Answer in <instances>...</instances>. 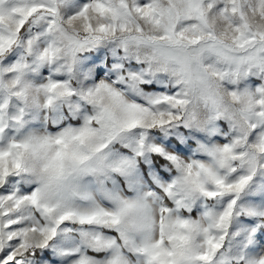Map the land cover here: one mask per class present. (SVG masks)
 <instances>
[{
    "label": "snow or ice",
    "instance_id": "1",
    "mask_svg": "<svg viewBox=\"0 0 264 264\" xmlns=\"http://www.w3.org/2000/svg\"><path fill=\"white\" fill-rule=\"evenodd\" d=\"M64 3L0 0V90L6 74L14 86L0 103V140L10 121L23 123V107L7 115L12 97L25 106L32 94L46 118L64 107L78 118L0 143V186L13 173L35 185L0 195V264H48L46 250L62 233L77 241L62 252L69 264H264V254L245 250L255 229L233 231L241 215L264 217L240 203L264 172V0H87L71 14ZM104 42L135 55L139 70L75 84L78 54ZM17 48L24 55L3 64ZM33 64H56L67 78L25 82ZM249 74L260 77L254 89L236 86ZM157 78L170 87L149 91ZM194 104L208 113L203 125ZM220 119L230 131L200 146L207 161L185 162L150 139L154 129ZM150 154L178 175L163 181L150 172L156 187L148 185L139 165ZM196 197L224 205L193 216ZM233 241L244 243L235 256Z\"/></svg>",
    "mask_w": 264,
    "mask_h": 264
},
{
    "label": "rangeland",
    "instance_id": "2",
    "mask_svg": "<svg viewBox=\"0 0 264 264\" xmlns=\"http://www.w3.org/2000/svg\"><path fill=\"white\" fill-rule=\"evenodd\" d=\"M87 0H65L63 10L65 14H71L76 11ZM35 28V26H34ZM24 55V50L17 48L11 51L8 56L2 61L3 64H12L20 59ZM78 63L74 69L75 79L74 83L77 85H87L98 81L99 79H112L115 80L118 73H121L126 68L128 71H138L141 65L134 59L126 57L123 50L113 42H104L100 45H96L91 48L82 50L79 54ZM31 62L32 57H28ZM123 65V67H120ZM57 79L67 78V74L63 69L58 70L56 64H33L31 70L26 73V78L33 82H43L48 77ZM260 83V77L255 74H249L239 82V87L254 89ZM231 86V85H230ZM125 87V85H121ZM149 91L161 90L170 85L166 80L157 78L151 81V83L145 86ZM135 95L134 93H129ZM139 99L140 97H136ZM4 93L0 90V103H3ZM24 108L23 123L18 124L13 121L9 122V126L4 134V140H0V143H4L7 139L12 137H20L29 133H39L45 130L55 132L61 127L68 124H76L78 118H74L69 114L67 107L59 109L55 113L47 114L39 108H27L23 103L17 100L15 97L10 99L7 115L12 117L17 114L20 108ZM83 110V109H82ZM229 123L226 120L220 119L210 122L203 129L186 128L180 125L175 129H154L150 131V139L163 146L167 151H173L182 156H195L199 159H209L207 154L200 149L201 145L211 146L214 143H221L226 141L227 133H229ZM116 148L125 154H130V150L123 148L121 145H116ZM167 162L158 154H150L145 160H141L139 168L140 174L143 180L155 188L152 176L149 173H153L161 180L167 181L174 175V170L170 171L164 165ZM34 183L31 182L29 177L24 174L13 173L6 181V186H0V195H7L9 192H27L34 187ZM241 204L246 207H253L258 210L264 211V172H258L254 176L253 181L250 183L246 192L242 195ZM224 205L223 200L206 201L204 198L197 200L192 208L191 215H198L205 207H212L216 209L222 208ZM68 227H74L68 225ZM245 228L246 231L253 232L252 242L247 245L245 249L249 256H258L264 250V217L241 215L236 218L233 226V231L238 228ZM70 236L75 237V232L70 233ZM237 237L236 240H240ZM77 241L69 240L62 233L53 245L49 247L47 256H44V252L40 253L44 256V259L48 261V264H69V258L62 254L64 249L71 248ZM233 255L238 254L239 248H244V243L236 244L233 241ZM227 246V243H226ZM230 264H237L235 259L230 261Z\"/></svg>",
    "mask_w": 264,
    "mask_h": 264
},
{
    "label": "clouds",
    "instance_id": "3",
    "mask_svg": "<svg viewBox=\"0 0 264 264\" xmlns=\"http://www.w3.org/2000/svg\"><path fill=\"white\" fill-rule=\"evenodd\" d=\"M222 27H225V26L223 25V21L220 20L219 17H217V30L219 31ZM130 58L136 60L135 55H131ZM12 79H13V76H9V75L6 74L5 79H4L5 88L2 90L4 94H7V92L10 90V88H11V87H14L13 85H11V80H12ZM24 80H25V82L31 81L30 79L26 78V76H25ZM262 82H264V81H262ZM225 87H227V85H225ZM221 91L223 92L224 89L222 88ZM31 96H32V94L29 95V98H28L27 104L25 105V106H26L27 108H29V109L35 107V105H34V103H33V101H32ZM225 100L228 101V100H230V98L227 97V96H225ZM40 102L43 103V97L40 98ZM84 110H89V111H90V110H91V106H90V105H86L85 108H84ZM191 111H192V113H193V118H194L195 120H197L198 122H200V123L203 125L204 122L207 120V117H208V113H207V111L205 110V108L203 107V105H201V104H194L193 107H192V109H191ZM207 125H208V124H207ZM207 125H205L204 128H205ZM194 129H198V128H195V127H194ZM180 156H181V158H182L185 162H191V161H193V160H195V159H198V158H196L195 156H187V157L182 156V155H180ZM203 160L207 161V159H203ZM172 170H174V175H178V173H176L175 169H171L170 171H172ZM195 199H196V201H197V200H199V199H201V198L196 197ZM262 254H264V253H261L260 255H262Z\"/></svg>",
    "mask_w": 264,
    "mask_h": 264
}]
</instances>
